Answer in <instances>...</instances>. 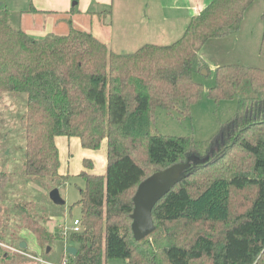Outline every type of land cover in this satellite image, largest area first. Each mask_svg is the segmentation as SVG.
I'll return each mask as SVG.
<instances>
[{
  "label": "trees",
  "instance_id": "16d2710c",
  "mask_svg": "<svg viewBox=\"0 0 264 264\" xmlns=\"http://www.w3.org/2000/svg\"><path fill=\"white\" fill-rule=\"evenodd\" d=\"M254 1L212 0L173 44L144 45L129 54L112 52L71 22L65 35L30 36L12 28L6 10H0V109L6 100L8 107L23 103L16 119L23 142L22 189L32 193L31 186L43 181L38 187L48 193L69 183L58 173L56 137L78 138L91 151L103 140L107 144L105 174L78 176L83 187L69 210L79 209V233L64 235L61 228L49 233L28 192L22 199L7 196L13 177L0 170V243L19 247L24 230L50 250L58 240L62 254L71 244L76 254L66 255L68 264H264V70L238 64L213 70L208 99L235 100L236 109L209 142L152 131L160 110L190 118L205 91L192 76L202 69L210 73L200 50L210 40L238 32ZM261 22L259 54L264 58V13ZM190 156L209 159L190 167L156 203L154 231L135 241L130 215L138 185ZM251 188L250 206L232 217L231 198ZM206 223L224 226L219 239L199 232L189 238L177 235Z\"/></svg>",
  "mask_w": 264,
  "mask_h": 264
},
{
  "label": "rangeland",
  "instance_id": "374dc122",
  "mask_svg": "<svg viewBox=\"0 0 264 264\" xmlns=\"http://www.w3.org/2000/svg\"><path fill=\"white\" fill-rule=\"evenodd\" d=\"M74 4V1H72L71 5ZM30 7V0H0V10H6L7 20L12 28L21 30L36 38L42 37V35H38L41 34V30L55 35H65L69 28L68 22H71L73 26L76 25V22H79L82 28H85L84 30L95 35L111 51L118 54H129L139 48L133 43L134 41H131V38L136 39L138 36L142 37L144 32H147L150 37H158V34L162 33L160 26H157L156 22L159 19H147L143 17V4L127 16L120 9L113 10L108 18L105 17L104 12L89 13L90 11H88L83 14L80 13V15L68 13L62 15L63 17L58 14L51 16L53 20L50 24L48 17H46L47 15L42 16L39 14V16H36L29 11ZM263 13L264 0H255L246 9L236 37H241L247 41L245 43L251 47L250 52L245 59L240 58V56H233L230 60L225 61L227 65L238 64L264 70V58L259 54V42L263 31L260 16ZM148 23L151 25L150 27H147ZM27 31L30 32L28 33ZM145 35L146 33L143 37ZM231 37L219 43H229L232 39H237ZM241 38H238L239 42ZM176 39L177 37H174L173 40ZM219 47L223 48L225 45ZM212 50L213 48H211ZM192 78L195 82L201 84L205 91L202 93L200 100L191 108L190 118L178 119L175 115L171 116L163 110H160L152 126L154 134L187 137L204 144L213 139L220 129V126L224 125L234 114L236 109L235 100L216 103L207 97L206 91L214 85L213 69L210 70L207 76L199 72L195 73ZM19 98L25 100L24 95H20ZM4 105H7L6 108L0 109V170L9 172L12 175L14 186V189L10 188L7 192V196L11 200L22 199L26 198L24 193L28 192L30 200L34 204H32L33 208L36 211L39 210L42 212V216L46 221L45 228L49 233H54L56 229L61 228L65 230L69 228L72 221L80 216L77 207H73L71 210L69 209L80 198L79 190L83 187L82 180L79 178H70L69 183L60 189V195L65 200V204L61 206L51 202L49 199L50 191L47 193L38 187L40 183L41 185L43 184V181L36 182L31 186L34 189L32 193L29 192V189L27 191L26 189L23 190L19 182L23 156L22 133L16 130L18 127L16 119L22 113L21 108L23 103L20 104L19 108H16L14 105L8 107L10 102L6 100ZM144 158L145 154L142 153L140 159L142 160ZM245 164L248 166V161ZM254 194L255 191L253 188L246 190L245 193H235V196L231 198L232 217L241 215L250 206ZM223 229L224 226L222 225L209 226L207 223L204 225L195 224L188 226L186 229L178 230L177 235H181L182 238H189L193 235L192 233L199 232L217 240L221 237ZM20 237V243H26L25 249H20L18 246H12L4 242L0 243V264H61V257L63 256L68 260V257H66L68 254L66 250L62 254V243H59L58 240L53 241L50 250L47 248L45 242L35 243L34 238L28 231H20ZM129 239L131 238L129 237ZM68 247H74V245L71 246L69 244ZM106 264L125 263L122 260H108ZM163 264L167 263L163 261Z\"/></svg>",
  "mask_w": 264,
  "mask_h": 264
},
{
  "label": "crops",
  "instance_id": "0c3cea01",
  "mask_svg": "<svg viewBox=\"0 0 264 264\" xmlns=\"http://www.w3.org/2000/svg\"><path fill=\"white\" fill-rule=\"evenodd\" d=\"M72 1H74V5H71ZM211 1L212 0H30L31 7L29 11L36 16H39V14L42 16L47 15L46 17H48L50 24L53 20L51 16H56L58 14L62 16L68 13L80 15V13L83 14L88 11H90L89 13L104 12L105 17L108 18L113 10L120 9V11L127 16L132 14L143 4L142 8L145 10H142L144 12L143 17L147 19H159L156 22L157 26H160L162 33L158 34V37H150L147 32H144L146 35L143 37V34V38L140 36L136 39L131 38V41H134L133 43L137 45L136 47L141 48L144 45L169 46L176 42L182 36L191 18L197 15ZM76 25L82 30L85 29L84 27L82 28L79 22H76ZM150 26L151 25L148 23L147 27ZM27 32L29 33L30 31ZM47 34L51 33H46L45 30H41V34L38 35L44 37ZM236 36L237 32L221 39L210 40L200 50V57L207 64L209 71L212 69L214 70L216 67L227 65L225 61L230 60L233 56H240V58L244 59L248 57L251 47L246 44L245 42L247 41L243 40L241 37H238L241 38L239 42ZM174 37H177V39L173 40ZM229 37L237 39H232L229 43H219ZM221 45H225V47L220 48L219 46ZM211 48L215 51L212 52L213 50L211 51ZM54 142L58 150V173L60 175L68 176L69 179H73L78 178L81 172L92 175L105 174L107 164V144L105 140L101 142L100 148L96 151L83 149L79 139L75 137L67 138L59 136L55 138ZM84 161H89L91 167L84 168Z\"/></svg>",
  "mask_w": 264,
  "mask_h": 264
},
{
  "label": "water",
  "instance_id": "95a60500",
  "mask_svg": "<svg viewBox=\"0 0 264 264\" xmlns=\"http://www.w3.org/2000/svg\"><path fill=\"white\" fill-rule=\"evenodd\" d=\"M200 73L204 76L208 74L206 69H202ZM208 159L207 156L204 158L190 156L186 162L174 164L164 170L157 171L138 185L133 197V210L130 215L132 221L131 232L135 241H141L154 231L155 227L151 214L156 203L168 194L176 184L184 180L190 167L203 164ZM49 199L55 205L65 204L57 188L49 192ZM19 248L25 249L26 243L21 242ZM66 253L74 256L76 248L67 247Z\"/></svg>",
  "mask_w": 264,
  "mask_h": 264
},
{
  "label": "built area",
  "instance_id": "2783aa9c",
  "mask_svg": "<svg viewBox=\"0 0 264 264\" xmlns=\"http://www.w3.org/2000/svg\"><path fill=\"white\" fill-rule=\"evenodd\" d=\"M81 231V223L80 220L74 219L71 223V226L64 230V235H66L67 232L70 233H79ZM61 264H68V260L65 258Z\"/></svg>",
  "mask_w": 264,
  "mask_h": 264
}]
</instances>
